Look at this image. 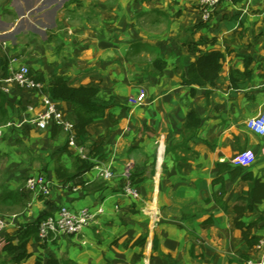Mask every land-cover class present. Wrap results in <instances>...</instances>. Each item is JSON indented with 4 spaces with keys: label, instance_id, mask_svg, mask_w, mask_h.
Instances as JSON below:
<instances>
[{
    "label": "crops",
    "instance_id": "1",
    "mask_svg": "<svg viewBox=\"0 0 264 264\" xmlns=\"http://www.w3.org/2000/svg\"><path fill=\"white\" fill-rule=\"evenodd\" d=\"M191 2L0 0V58L9 62V69L27 65L43 76L44 85L62 75L72 87L99 88L101 98L116 104L87 129L84 150L89 154L97 146L102 157L93 158L87 171L80 169L76 150L59 129L24 125L0 142V264H13L4 263L9 256L2 249L7 238L16 244L18 236L26 241L29 255L19 264H49L52 259L58 264H107L119 258L128 239L136 251L142 248L134 246L141 236L151 246L157 239L158 250L151 249L160 258L157 264H191V254L200 256L198 264L259 259L261 253L248 247L234 227L233 206L249 183L241 177L231 180L227 173L216 181V164L240 166L239 155L247 152L250 163L242 167L264 182V137L246 126L264 106V0L226 1L200 29V15ZM163 23L172 27L167 35ZM210 51L221 52L224 59L207 102V88L194 87L192 97L181 75ZM154 52L165 63L160 71L138 61ZM127 54L133 60L122 63ZM247 60L250 78L231 89L229 73L243 72ZM121 68L129 71L130 80L121 76ZM140 71H145L143 79L136 78ZM2 76L0 71V81ZM0 91L12 108L23 109L12 115L5 105L11 118L22 119L33 95L3 83ZM56 102L72 117L69 105ZM190 111L200 121L193 135L184 128ZM58 165L74 177L71 182L57 181ZM96 167L110 168L112 179L100 178ZM40 173L50 181L48 197L24 190L25 179ZM132 175L138 200L122 194L124 178ZM222 186L225 210L213 199ZM61 206L101 212L80 235L36 240L30 226ZM259 217L264 219V201L242 221ZM252 234L264 236V220Z\"/></svg>",
    "mask_w": 264,
    "mask_h": 264
},
{
    "label": "trees",
    "instance_id": "2",
    "mask_svg": "<svg viewBox=\"0 0 264 264\" xmlns=\"http://www.w3.org/2000/svg\"><path fill=\"white\" fill-rule=\"evenodd\" d=\"M210 20L207 22L200 21V23L196 25V28H206ZM223 59L224 55L219 51H210L200 55L189 65L187 72L181 75L182 86L191 88L190 95L192 97L195 94L194 87L207 88L205 90V98L208 102L210 94L212 93L215 86V81L218 79L219 73L222 69ZM248 63L249 61L247 60L245 62L246 69L243 72L232 70L229 73V84L231 89H239L240 82L250 78L251 73L247 70ZM163 65H165V63L161 60L154 61V66L157 68H160ZM29 70L31 77L34 78L35 81L44 84V78L40 73L35 72L30 68ZM0 71L3 72V78L7 77L10 73L9 62L2 58H0ZM44 92L48 94L52 100L60 101L69 105L72 112L71 119L74 123L76 138L80 144L85 142L86 136L88 135V127L94 124L97 120L104 118L107 114V111L116 106L112 98H101L99 88L91 86L72 87L68 83L66 77L62 75L52 76L50 82L45 85ZM0 99L2 101L0 104V116L5 117L8 115L9 110L5 108V105H7L9 108H12V106L9 105L6 97L2 95L1 91ZM199 123L200 121L197 118L195 112L190 111L186 116V121L184 124L185 131H188V133L192 132L191 135H193L194 130L199 126ZM98 153L99 147L94 146L89 154L95 158H98V161H100L102 157H99ZM79 161L81 163L80 169L87 171L92 168L93 164L89 163L90 160L80 159ZM216 169L218 172V178L216 181L222 182L223 179L220 177V175L227 173L231 180L241 177L243 181L249 183L248 190L237 199V203L233 206L235 215L234 227L241 232L242 241L248 247H254L259 238L258 236L252 234V230L259 222L263 221L264 219L259 217V219L254 222L252 221L249 223H244L242 221V217L246 212H254L257 205L264 201V182L260 178L254 176L251 172H246L245 168L242 166L232 168L226 164L217 163ZM55 174L57 181L61 184L71 182L74 179V177H72L69 172L60 165L56 167ZM130 178L133 180V175L130 176ZM134 183L136 184L137 181H134ZM223 194L224 190L222 186L219 195H214L213 199L221 205L222 209L225 210L226 205L222 202ZM39 221L40 219L30 226V232L32 233L33 237L35 236L36 240H39L37 233ZM145 243L146 237L141 236L134 242V246L143 247ZM25 245L26 241H23V237L18 236L16 244H14L12 238H7L2 250L9 256V258L7 257L4 263L19 264L25 261L29 257L25 250ZM151 249L152 252H156L158 250V241L156 238H154L152 241ZM49 264H58V262L52 259L50 260ZM62 264L75 263L63 262Z\"/></svg>",
    "mask_w": 264,
    "mask_h": 264
},
{
    "label": "built area",
    "instance_id": "3",
    "mask_svg": "<svg viewBox=\"0 0 264 264\" xmlns=\"http://www.w3.org/2000/svg\"><path fill=\"white\" fill-rule=\"evenodd\" d=\"M226 1L229 0H193L194 5L200 12L201 22L209 21L217 7ZM29 71L27 65H18L10 69L9 75L0 81V84L12 85L18 90L28 91L34 97L32 101L25 105L22 119H12L0 125V136L4 135L7 130L22 129L24 125H31L41 131L56 128L65 133L68 147L75 149L81 160L92 161L93 158L88 156L83 145L77 141L71 117L44 92L45 85L35 81ZM262 87L264 88V82ZM138 98L142 100L144 95L141 94ZM246 126L254 134L264 137V106L259 115L247 121ZM239 161L240 166L248 165L250 163L249 154L247 152L240 153ZM96 168L100 178L107 181L112 179L113 174L110 168ZM24 190L27 193L48 197L51 194V184L43 173L34 174L25 179ZM122 194L132 200L140 198V191L129 176L124 178ZM100 212H93L87 208L73 211L69 207L61 206L52 215L39 222L37 227L39 240L46 242L55 240L58 237L80 235L95 221L97 214ZM1 227L2 223H0ZM254 248L261 255L259 259L250 260L247 264H264V236L258 239Z\"/></svg>",
    "mask_w": 264,
    "mask_h": 264
},
{
    "label": "rangeland",
    "instance_id": "4",
    "mask_svg": "<svg viewBox=\"0 0 264 264\" xmlns=\"http://www.w3.org/2000/svg\"><path fill=\"white\" fill-rule=\"evenodd\" d=\"M191 3H192V7L191 8L197 10L198 13L200 14L198 8L194 5V2H191ZM174 16L175 17L176 16L178 17L179 16V13H176ZM212 16H213V14L211 15V18H212ZM171 28H172L171 25L169 26L168 23H163V25L161 26V29H167V33H165L166 35L171 32L170 31ZM164 31H161L160 36L164 35L163 34ZM172 40H175V38H173ZM29 48H32V47H29ZM26 52L27 53L28 52L30 53L27 56H29L31 58V56H32L31 52L30 51H26ZM147 54H143V56H142V53H140L139 56H142V57H138L139 58L138 61L141 62L142 64H146L148 68H149V66H152L153 67V70H155V71L162 70L163 69L162 67L157 68L156 66H154V61L161 60L159 58V55L156 54L155 52L152 53V54L149 53L148 55H150V56H148ZM144 55H146V56H144ZM131 57L132 56H130L129 54L125 55V57L123 58V60H121L122 63L124 61H132L133 59L131 60ZM149 59H151V60L149 61ZM18 64H19V62H18ZM163 66H165V65H163ZM91 71H93V70H91ZM128 73H129V71L121 68V76H125L126 79H129V76H128L129 74ZM136 73H138V72H136ZM144 73H145V71H140L138 73V75L136 76V78H140V79L142 78L143 79L144 78V75H145ZM132 84H134L133 80L131 81V83L128 84V86L130 87V86H132ZM138 94L140 96L141 94H143V92L140 91ZM1 103H2V101L0 99V104ZM17 108L18 109L11 108V113L10 114L14 115L15 113H17V111H19V110L22 111L20 105L17 106ZM10 120H12V118H11V116L9 114L7 116H5V117H1L0 116V125H3L5 122L10 121ZM12 132H13L12 130L5 131L4 135L0 136V142L5 141L6 139H8V135H11ZM88 156L90 158H95V157L91 156L90 154H88ZM66 237H68V236H66ZM146 244L147 245H144L142 248H137V251H136L133 248V241H132V239H128L126 241V244L121 249V250H124V252H122V253L119 254V256H118L119 258L118 259H114V261H110V262H107V263L108 264H157V263H159V261L157 259H160V258L158 256H155V254L152 255V253H151V242L148 241V242H146ZM199 257H200L199 255L191 254V257L190 258L192 259V261H195V262H192L191 261L190 263L191 264H193V263L198 264V262L196 260H199V259H197ZM63 262H68V261H62V263ZM168 264H176V263L173 262V261H170V262H168Z\"/></svg>",
    "mask_w": 264,
    "mask_h": 264
}]
</instances>
